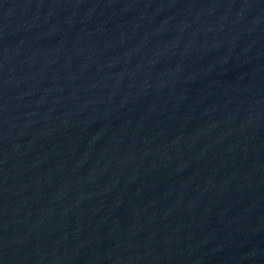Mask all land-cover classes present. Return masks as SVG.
<instances>
[{"label": "water", "instance_id": "obj_1", "mask_svg": "<svg viewBox=\"0 0 264 264\" xmlns=\"http://www.w3.org/2000/svg\"><path fill=\"white\" fill-rule=\"evenodd\" d=\"M0 264H264V0H0Z\"/></svg>", "mask_w": 264, "mask_h": 264}]
</instances>
